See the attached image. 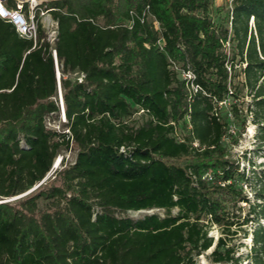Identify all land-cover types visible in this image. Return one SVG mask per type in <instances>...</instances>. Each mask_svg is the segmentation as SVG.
<instances>
[{
    "label": "trees",
    "instance_id": "obj_1",
    "mask_svg": "<svg viewBox=\"0 0 264 264\" xmlns=\"http://www.w3.org/2000/svg\"><path fill=\"white\" fill-rule=\"evenodd\" d=\"M215 1L47 0L52 48L0 18V200L75 151L0 203V264H264V162L228 151L241 120L264 158V0Z\"/></svg>",
    "mask_w": 264,
    "mask_h": 264
},
{
    "label": "rangeland",
    "instance_id": "obj_2",
    "mask_svg": "<svg viewBox=\"0 0 264 264\" xmlns=\"http://www.w3.org/2000/svg\"><path fill=\"white\" fill-rule=\"evenodd\" d=\"M40 4H45V2H47V0H41ZM228 10L225 1L222 0H216L214 5H213V14L215 16V18L221 17L224 15V13ZM49 15V14H48ZM39 22L42 25L44 23V21H42L41 16L39 15ZM44 30V34H45V39L46 41L50 44L51 48L54 46V30L55 28H46L43 27ZM58 74L60 76V71L58 68ZM71 78L75 79L77 77V74H69ZM180 78H184V76L182 74L179 75ZM56 79H57V71H56ZM59 86V85H58ZM60 87V86H59ZM58 87V92H57V105L59 107V115L58 116H49L46 119V125L47 128H49L50 130H54L56 132H66L65 128L62 127V122L64 121L63 116H62V109H61V103H60V93H59V88ZM230 104L231 101H226L225 103H223L222 105H220L219 107V111L221 114H225L227 112L230 111ZM239 106H241L240 103H238ZM136 122H141L140 118H137V120L135 119ZM229 132L232 135V137L234 138L233 140H235V143L230 145L228 147V151H229V158L231 160H238L239 162V168L240 170H244L246 173L251 172L252 166L247 164V160L250 161V164H255L256 166H258L260 163L264 162V158H261L260 154L261 153H256V148H255V136H256V126H253L252 124H250L249 122H246L245 125H242V121L238 120V121H231L230 127H229ZM228 142V141H226ZM61 157H64V162L66 164H70L74 161L75 158V151L74 148L70 147L68 150L65 149H61L60 155L58 156V158L61 159ZM243 157H245L246 159H243ZM61 167H57V170L60 169ZM256 169L258 170V168L256 167ZM54 171H56V169H52L51 173L45 178V180L43 182H41L40 184L36 185L35 188L33 189V191L39 186V185H45L48 180L52 181L53 180V176L52 174L54 173ZM58 180V181H57ZM57 180L55 181V183L58 185L60 184V180L59 178H57ZM244 191L250 196L252 197V194L249 192L248 188L244 187ZM32 192V191H31ZM27 195V194H26ZM24 197L23 195L17 196L15 198L9 199V200H0V202L3 201H15L18 200L20 198ZM40 206L44 205V202H40L39 203ZM159 214L162 215V211H158V210H150V211H140V212H128L126 213L124 216L132 218L134 220L136 219H140L143 216L147 215V214ZM210 236H212L214 238V240H216L217 236L219 235L217 229L213 228L210 231ZM243 247L240 248V253L245 254L246 250H248L249 245H250V240L246 239L243 241ZM198 264H208V261L206 259V254L201 255L198 258ZM241 264H247L246 262H242Z\"/></svg>",
    "mask_w": 264,
    "mask_h": 264
},
{
    "label": "built area",
    "instance_id": "obj_3",
    "mask_svg": "<svg viewBox=\"0 0 264 264\" xmlns=\"http://www.w3.org/2000/svg\"><path fill=\"white\" fill-rule=\"evenodd\" d=\"M41 0H0V18L12 25L19 37L31 40L34 44L37 39V23L39 22V15L41 16L44 23L41 25L43 27L52 28L54 27V42L56 37L57 24L52 19L51 15L40 7ZM26 5V11L24 6ZM38 10V18L36 17V11ZM49 14V15H48ZM52 56L55 63L56 71L58 72V65L56 62L55 51L52 50ZM184 78L191 79L193 76L190 73L183 74ZM59 74L57 73V82L59 85ZM82 76L77 75V79L80 82ZM59 87V86H58ZM60 88V87H59ZM191 88L196 91L197 86L191 85ZM60 93V89H59ZM60 103L63 116V107L60 93ZM60 158H57L56 165L59 166Z\"/></svg>",
    "mask_w": 264,
    "mask_h": 264
},
{
    "label": "water",
    "instance_id": "obj_4",
    "mask_svg": "<svg viewBox=\"0 0 264 264\" xmlns=\"http://www.w3.org/2000/svg\"><path fill=\"white\" fill-rule=\"evenodd\" d=\"M57 73H58V72H57ZM61 100H62V97H61ZM62 107H63V104H62ZM59 160H60V159H59ZM57 167H58V165H56V161H55L54 164H53V166H52V169H57ZM48 175H49V174H48ZM48 175H47V176H48ZM47 176H46V177H47ZM44 180H45V179H44ZM44 180H43V181H44ZM43 181H42V182H43ZM34 188H35V187H34ZM34 188H33V189H34ZM33 189H31L30 191H28V192H26L25 194H23V196H25L26 194H29L31 191H33ZM3 202H7V201H3ZM3 202H0V203H3Z\"/></svg>",
    "mask_w": 264,
    "mask_h": 264
}]
</instances>
